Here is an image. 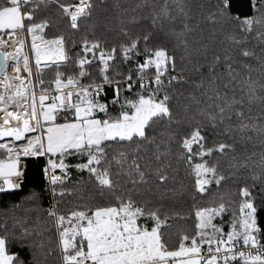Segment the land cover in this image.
<instances>
[{"label": "snow or ice", "instance_id": "6c2138e0", "mask_svg": "<svg viewBox=\"0 0 264 264\" xmlns=\"http://www.w3.org/2000/svg\"><path fill=\"white\" fill-rule=\"evenodd\" d=\"M208 2L137 0L133 7L123 8L117 0L112 5L116 13L105 20L115 23L121 39L109 45L96 36L93 22L85 26L88 33L80 39V52L73 57L65 47L64 33L47 40L42 35L50 18L45 16L39 22L34 18L55 6L67 18L68 28L78 32L81 22L93 16L95 0L73 4L0 0V32L8 37L0 36V140L11 138L0 142V192L20 187L17 178L23 175L19 170L22 156L47 155L45 172L54 198L75 195L82 200L84 184L93 183L104 201L96 206L78 204L66 214L58 213L55 205L47 210L57 229L60 264H264V230L256 215L257 199L264 197V152L249 153L244 148L243 154L231 156L226 170L214 158V154L237 153V144L264 146V83L254 78H264V0H252L257 14L239 20L238 29L231 31L224 28L228 0H221L225 8L217 7L205 18L220 26L213 37L220 32L226 46L213 52L206 63L189 68L187 37L193 32L189 22L204 13ZM25 30L31 34L35 82L29 56L22 51ZM71 44L75 47L76 41ZM7 47L13 50L6 51ZM177 49H183V54L178 56ZM204 49L206 52V45ZM9 61L15 62L14 75L6 71ZM97 61V78L92 79L88 68ZM69 62L75 65L72 75L59 71ZM53 65L54 79H40L43 68ZM205 67L207 75L202 71ZM22 69L26 76L20 74ZM189 71L200 77L194 82V88L202 90L199 96L195 92L185 96L177 87L188 83ZM85 77L90 83H81ZM105 86L113 89L111 105H119L118 114L113 115L110 104L100 99ZM133 89L134 99L123 96ZM181 98L189 102L182 108L178 107ZM192 104L196 114L182 115ZM32 132L39 134L28 137L26 143H16ZM218 137L227 139L218 142ZM257 155L258 160L254 159ZM73 156L82 158L81 162L68 163ZM173 156L177 167L171 163ZM181 163L194 179L190 213L194 232L181 234L178 247L170 249L162 232L170 227L169 216L159 202L188 191L182 184L179 189L174 186ZM73 168L86 171L89 180L81 177L66 187ZM228 181L244 182L234 193L218 191ZM213 184L217 191L210 192ZM145 193L156 203L144 198ZM205 195L208 200L202 205L197 197ZM228 213L230 231L224 232L223 224L214 221ZM142 218L151 220L153 226L149 229L139 223ZM29 235L30 230L24 228L21 238ZM10 239L6 222H0V264H24L19 253L10 250Z\"/></svg>", "mask_w": 264, "mask_h": 264}, {"label": "trees", "instance_id": "16d2710c", "mask_svg": "<svg viewBox=\"0 0 264 264\" xmlns=\"http://www.w3.org/2000/svg\"><path fill=\"white\" fill-rule=\"evenodd\" d=\"M61 2L70 4L76 3L78 0H61ZM115 2H117V0H106V3L100 4L99 0H95L97 7L93 10V16L81 22L82 26L78 32L69 29L67 26V18H62L58 9L51 5L47 9L37 13L34 18V22H39L45 16L49 17L52 22L50 23V26L44 30L42 35L44 38L50 39L55 38L61 33H64L66 37L65 47L66 49L70 50L69 54L74 57L76 53L80 52V39L86 33H88V29L85 26L92 24L93 22L96 24V36L106 40L109 45L117 43L121 39L117 34V30H114L115 23L113 22L112 24H108L105 20V17L113 16L116 13L117 10L112 6ZM118 2L123 8H131L135 5L137 0H118ZM217 7L222 9L225 8V6L221 3V0H209V2L205 5L204 13L197 15L189 22L190 26L193 28V32L187 37L190 44L189 51L191 52L192 60V64L189 65V68H191L192 65H196L197 63H206L207 60L211 59L213 52H219L223 47L226 46V42L225 44L221 43V41L224 40V36L220 32H216L215 36L213 37L214 29H217L220 26L209 23L205 18L209 11H215ZM225 13L228 19L224 25V28L227 31L238 29L239 20L257 14L252 7V0H228ZM134 14L135 13L129 12V15ZM28 23L29 21L26 20L25 24ZM88 38L92 39L93 37L91 34H88ZM72 40L76 41L75 47H72ZM205 45L207 46L206 52L204 49ZM168 46L171 48L172 43L170 42ZM27 50L29 61L32 62V64L30 63L33 69L32 78L35 82L37 80L35 62L33 59L32 61L30 59L31 48L28 43ZM176 54L178 56L182 55L183 49H177ZM89 58L91 59V56H89ZM139 59L140 62H143L142 57ZM98 63L99 62L97 61L90 68H88V71L92 74V79L97 78ZM129 66H131V62H129ZM253 66L256 67L255 64ZM74 68L75 65L69 62L67 65H61L59 71L64 72L66 75H72ZM121 70L125 72L127 71L126 68H122ZM55 71V65L50 68H43L39 78L45 80L46 82L51 81L54 79ZM202 71L205 75H207V67L202 69ZM220 71H223V68H221ZM187 78V84L177 85V87L184 92L185 96H187L189 92H195V94L199 96V91L202 90L197 91L194 88V82H198L200 79L199 75L194 71H189L187 73ZM254 78L260 79L261 82L264 83V78L255 75ZM81 83L88 84L90 83V79L88 77L82 78ZM135 91L136 89H133L132 92H123V96L129 99H134ZM113 97V89L110 86H105V94L102 95L100 99L102 102L110 104L109 110L113 115H115L118 114L120 108L119 105H111V100ZM184 103L189 102L181 98L178 107L182 108ZM196 112L197 107L195 104H192L188 113L182 112L181 114L192 116L195 115ZM197 118L200 119V117ZM205 134L209 135V140L211 141L212 137L210 133L206 132ZM249 135H252V133H249ZM220 139L226 140L227 138L218 137L217 141L219 142ZM23 143L26 142H21L20 144ZM113 147L119 146L113 145ZM244 148H246L249 153L253 151L257 154L264 152V146L260 144H255L254 146L253 143H248L243 147L237 144V153H229L227 156H219L218 154H214V158L218 159L221 167L226 170L231 156L243 154ZM175 151L176 146L173 145V153H175ZM148 155H151V149ZM0 158H3L2 153H0ZM49 158L50 157L47 155L23 157L25 168L23 171V181L19 183L20 187L17 189H7L0 192V222H6L9 235L12 237V239H10V250L13 253H19L20 259L24 262V264H60L58 258L59 251L56 248L58 243L57 229L53 224L52 218L48 216L47 212V210L51 208L50 196H52L53 205L56 206L57 212L63 214H66L69 210H71V208L78 204L87 203L90 206H96L104 203V201L98 195V190L95 188L93 183L84 184L83 188L81 189V195L83 196L82 200H78L75 195L65 196L63 198H54L51 192V185L48 181V176L43 170L46 167L48 168ZM51 158L56 159V157ZM81 159L82 158L76 156L68 157L67 162L70 164H75L81 162ZM254 159L258 160L259 155L254 157ZM45 160L47 161V164ZM194 162L199 161L194 158ZM171 163L174 167H177V161L175 160L174 156L171 160ZM56 171L57 174H59V169ZM71 172V181L66 185V187H71L72 183L79 181L81 177H83L84 181L89 180V176L86 171L79 172L73 168L71 169ZM246 175L247 173H245V176ZM176 180L177 183L174 185L176 188L179 189L182 184L188 191L183 194L167 197L159 202L163 204L162 212H167L169 216L167 223L170 225V227L162 228V232L164 235V240L170 249L178 247L181 234L192 235L194 232V217L190 214L193 204L191 193L193 192L192 184L194 183V179L188 174L182 163L178 166ZM243 182L244 181H240L238 183H233L231 181L222 182V185L218 191L223 193H234ZM247 182L251 183L250 180ZM153 183H155L154 180ZM0 184H2V181H0ZM215 191H217V186L213 184L211 186L210 192ZM144 198L153 199L154 203H156L152 195L145 193ZM197 199L200 200L201 204L203 205L208 200V196H198ZM233 199L238 202L237 196H233ZM57 201H59V203H57ZM256 203L257 222L261 229L264 230V197H258ZM157 206H159V204H157ZM173 212L179 213L180 215L174 216ZM230 220L231 213H228L223 216L222 220L217 218V220L214 222L217 224H223L224 232H228L230 231ZM139 223L146 224L149 228L153 226V222L151 220H145L143 218L141 221H139ZM24 228L30 230V235L27 238L22 239L21 233ZM261 242H264V232H262L261 235ZM41 244L44 246L40 247ZM49 252L51 254L46 256L45 253ZM234 264H239V262H234Z\"/></svg>", "mask_w": 264, "mask_h": 264}, {"label": "rangeland", "instance_id": "374dc122", "mask_svg": "<svg viewBox=\"0 0 264 264\" xmlns=\"http://www.w3.org/2000/svg\"><path fill=\"white\" fill-rule=\"evenodd\" d=\"M28 33V32H27ZM23 38H24V40H25V44H24V47H23V49H22V51H23V53H25V54H27L28 55V51H27V49H26V44L28 43V45L30 46V48H31V34L30 33H28L27 34V36L26 37H24L23 36ZM46 40H47V38H45ZM51 39H53V38H51ZM12 50H13V48H12ZM11 50V51H12ZM32 56V57H31ZM31 56H30V59H31V61H32V59H33V61L35 62V55H34V51L31 49ZM22 57V56H21ZM23 58H21V60H22ZM31 64H32V62H30ZM42 63H43V61H42ZM31 64H30V66H31ZM21 72H24V70L22 69L21 70ZM27 75V73L25 72V76ZM33 79V78H32ZM36 136V133L35 132H32V133H28L27 134V136H26V138H25V140H22V141H17L16 143L17 144H20L21 142H26L27 141V138L28 137H35ZM11 138H5V140H0V142H6L7 140H10Z\"/></svg>", "mask_w": 264, "mask_h": 264}, {"label": "built area", "instance_id": "2783aa9c", "mask_svg": "<svg viewBox=\"0 0 264 264\" xmlns=\"http://www.w3.org/2000/svg\"><path fill=\"white\" fill-rule=\"evenodd\" d=\"M77 3V2H76ZM70 4H73V3H70ZM26 32H27V30H25L24 32H23V36L24 37H26ZM11 50H12V47H11ZM10 50V51H11ZM24 168H25V164H24V162L23 161H20V165H19V170L23 173V171H24ZM45 169H47V167L46 168H44V171H45ZM23 181V175L21 176V177H19V178H17V182L18 183H20V182H22ZM48 181H49V179H48ZM50 187V186H49ZM50 191V190H49ZM50 195H51V193H50ZM50 201H51V207H53L54 205H53V199H52V196H50ZM261 243H264V242H261Z\"/></svg>", "mask_w": 264, "mask_h": 264}, {"label": "bare ground", "instance_id": "6f19581e", "mask_svg": "<svg viewBox=\"0 0 264 264\" xmlns=\"http://www.w3.org/2000/svg\"><path fill=\"white\" fill-rule=\"evenodd\" d=\"M11 50V47H7L6 48V51H10ZM23 60V59H22ZM21 60V62H22ZM6 71L11 74V75H14L15 74V62L13 61H9L8 62V67L6 69ZM22 76H25V71L24 72H21L20 73Z\"/></svg>", "mask_w": 264, "mask_h": 264}, {"label": "crops", "instance_id": "0c3cea01", "mask_svg": "<svg viewBox=\"0 0 264 264\" xmlns=\"http://www.w3.org/2000/svg\"><path fill=\"white\" fill-rule=\"evenodd\" d=\"M26 25H27V24H26ZM27 34H28V33L26 32V36H27ZM0 36H4L5 39H8V37H7V36L5 35V33H3V32L0 33ZM50 39H51V38H50ZM26 49H27V44H26ZM27 51H28V50H27ZM21 58H23V57H21ZM32 80H33V79H32ZM58 122H63V121L58 119ZM35 133H36V135L39 134V132H35ZM45 156H46V155H45ZM20 161H23V162H24L23 157H21ZM45 161H46V160H45ZM24 164H25V162H24ZM46 164H47V161H46ZM43 170H44V169H43ZM150 228H151V227H150ZM150 228H149V229H150ZM174 249H175V248H174ZM85 250H86V249H85Z\"/></svg>", "mask_w": 264, "mask_h": 264}]
</instances>
